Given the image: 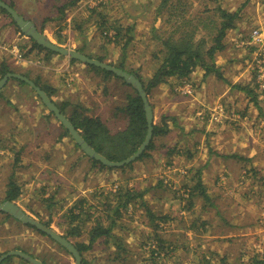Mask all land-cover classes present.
I'll return each mask as SVG.
<instances>
[{"label":"rangeland","instance_id":"374dc122","mask_svg":"<svg viewBox=\"0 0 264 264\" xmlns=\"http://www.w3.org/2000/svg\"><path fill=\"white\" fill-rule=\"evenodd\" d=\"M3 1L12 3L40 30L43 26L41 31L57 45L101 58L114 67L122 60L125 71L134 72L144 82L153 76L163 57L162 41L156 37L172 35L175 40L194 31V40H204L208 50L215 43L217 30L213 27L220 28L223 22L221 10L235 14L233 27L221 40L225 48L214 55L215 70L221 76L216 72L206 75L198 68L188 80L169 78L167 84L147 95L153 124L164 121L168 128L148 158L134 161L125 171L100 169L91 161L90 169L78 161L74 170L63 166L57 172L35 165L25 172L23 179L29 184L21 183L15 203L64 237L71 227L67 210L79 199H87L90 219L74 223L82 234L69 237L72 244L87 242L96 219L104 226L112 220L110 236L105 241L99 239L83 254L86 264H264V88L257 82L259 76L264 82V0ZM68 2L72 4L68 6ZM52 17L54 20L43 22ZM116 27L132 29V39L123 54L124 32L120 39L111 38ZM255 31L261 35V42L252 39ZM13 33L24 37L0 11V44L14 45L21 54L20 60L13 59L15 73L39 82L35 79L38 70L61 68L54 61L55 56L63 59L57 54L47 58L33 50L28 54L31 56L23 58L31 46L30 39L22 45L13 44ZM1 53L10 55L0 50V58L5 56ZM75 63L77 69L73 71L81 73L85 83H91V88L98 83L102 91L114 94L124 105L128 88L120 80H106ZM237 85L248 86L258 107L248 93L235 88ZM109 103L102 107L101 115L108 116L106 122L113 129L122 127L126 119L115 108V117H111L105 109L111 108ZM4 178L5 173L0 176V203L7 189ZM198 180L208 201L196 195L188 210V203L181 198L187 197ZM43 184L47 187L41 188ZM35 187L41 189L39 197L33 199L29 196ZM120 189L142 196L132 200L120 217L108 219L105 194L112 193L109 204L114 206L118 198L113 194ZM49 197L53 201L46 200ZM158 240L172 242L174 250L170 252L169 243L167 254L153 263L150 249ZM11 250H23L49 264H74L72 256L49 237L0 213V256ZM3 264L23 263L13 256Z\"/></svg>","mask_w":264,"mask_h":264},{"label":"trees","instance_id":"16d2710c","mask_svg":"<svg viewBox=\"0 0 264 264\" xmlns=\"http://www.w3.org/2000/svg\"><path fill=\"white\" fill-rule=\"evenodd\" d=\"M72 2H68L67 5H71ZM10 7L14 8L12 3L8 4ZM66 5V4H65ZM64 8V7H63ZM60 9V11L63 10ZM0 11L4 14H6L9 18L10 16L7 14L5 10L0 8ZM235 18V14L227 13L223 10H221V19H222V25L220 28H216L214 26L213 28L216 29V34L213 37V41L215 42L214 45H212L208 50L204 49L205 41L201 40L196 42L194 40V31L190 32L189 34H181V36L174 40V38L171 36H168L167 38H159L157 39L161 40L162 46H163V57L160 61V64L158 68L156 69L155 73L151 78L147 80V82H144L141 80V78L138 75H134L135 73L132 71H128V73L134 75L137 79L140 80L142 83L144 90L147 95L150 94V91L162 84H167L169 78H176L177 80L186 81L190 78V75L198 68H201L205 71L206 75L216 72L218 76H221L218 73V70H215V63H214V55L216 51H222L225 46L221 44V40L225 36V31L227 29L232 28L233 21ZM11 19V18H10ZM54 20L52 18H48L43 20V22H48ZM11 24L16 28L14 22L11 19ZM43 26L41 30H43ZM16 30L19 32V30L16 28ZM115 33L112 34L111 38L114 40H117L122 31L121 28L116 27L114 28ZM123 35L121 39L123 40V44L121 46L122 54L125 51V48L129 45L131 41V36L129 34L132 32L131 28H127L123 31ZM109 32H105L104 36L107 38L109 37ZM120 39V38H119ZM31 43V48L26 53H24L22 56L23 58H27L29 53H31L33 50H37V52H43L47 58H49L52 55H55L54 52H51L49 50H45L44 48L38 46L35 44L32 40H28ZM24 49V47H23ZM81 51V50H80ZM82 53V51H81ZM58 55V54H57ZM89 57V56H88ZM91 58V57H90ZM71 62H78L77 60L70 59ZM96 60L102 61L101 58H96ZM81 63V62H79ZM83 64V63H82ZM86 67H88L89 70L100 73L103 75V77L108 79H117L120 80L121 83L128 88L127 94L124 96L125 103L122 108H117V111L122 112L123 117L126 119L125 125L122 127H117V129H113L110 127L106 122L102 121L100 117H89L82 115L80 112H78L76 109H73V112L68 116V120L71 122L73 127L76 129V131L82 136V138L99 154L103 155L107 159L113 162H119L122 161L128 157H130L132 154L136 152V150L139 148V146L142 144V142L145 139L146 136V120H145V112L143 109V104L141 101V98L139 97L138 93L125 84L123 79L116 76L112 72H109L107 70H104L102 68L83 64ZM116 67L120 69L123 68L122 60L118 63V65H115ZM16 69L13 68L12 63L8 64V62L4 61L1 63L0 66V78L4 76L6 73H15ZM26 77H28L27 74H21ZM17 82H19L22 85H26V83L16 79ZM34 83L39 86V83L34 80ZM236 89L240 91H244L248 93L250 97V101L254 103L258 107V101L256 96L253 94V92L248 91V86H235ZM256 88V86H255ZM42 90L45 91V93L51 98V89L47 88L46 86L42 85ZM264 93V91H263ZM59 110L65 114L63 107L58 106ZM261 111V110H260ZM262 113V111H261ZM52 114V113H50ZM53 115V114H52ZM164 122V121H163ZM153 124V131H152V138L149 142V145L147 146L146 150L137 158L135 161H140L145 158H148L150 156V152L154 151L156 148V140L159 138L160 135L166 134L167 126L166 124ZM62 127V126H61ZM64 135L69 136L67 130H64ZM76 148H78L77 145H75ZM83 156H85L83 154ZM90 161L93 163V165H97L100 169H106V170H122L125 171L127 168L132 167V163L127 164L123 167H107L95 160ZM196 193V194H195ZM112 193L106 192L105 194V209L107 213V218H118L121 215L122 210H126L128 205L131 203L132 200L139 197L141 198L142 194H136L134 191H131V189H120L118 192L113 194L114 198H118L117 204H114L112 206L109 204L110 198ZM20 195V188L16 184L15 181L11 180L7 184V190L5 193V197L3 201H15ZM196 195H201V197L208 201V197L205 193V189L201 185V181L198 180V182L194 185V187L191 188L187 192V197H182L181 201H185L188 204L185 206L186 209H190L193 205L192 199L196 197ZM52 197L47 198L46 200H51ZM88 203V200L85 198L79 199L77 202L73 204L72 207H70L67 210V218L69 219L70 228L66 232V235H64L65 239H68L69 237H79L81 236L82 232L80 231L79 227L76 226L74 223L79 222H86L90 219V216L88 215L89 212L86 209V205ZM53 204L50 203L49 207H52ZM2 213V212H1ZM8 217H11L9 215H6ZM85 217V218H84ZM12 218V217H11ZM14 219V218H13ZM16 220V219H14ZM17 221V220H16ZM19 222V221H18ZM21 223V222H20ZM23 224V223H22ZM45 224V223H44ZM27 227L33 228L36 230V228L24 224ZM47 225V223L45 224ZM113 228V222L112 220L107 226H104L100 219H96L94 221V224L91 226L89 232H88V240L87 242H76L73 243L75 248L79 251L82 262L81 264H86L87 262L83 259V254L90 250L93 245L99 240L103 239L104 241L110 236V232ZM38 231V230H37ZM41 233L40 231H38ZM43 234V233H41ZM45 235V234H43ZM156 237H158L156 235ZM99 242V241H98ZM169 243H171V249L170 252L174 250L173 243L172 242H165V240H158L157 242H154L155 247L150 249L151 257L153 259V263H156L157 260L165 256L168 252ZM167 244V245H166ZM117 248H121V244ZM61 249H63L62 246L59 245ZM23 251V250H22ZM118 256H116V260ZM13 256H10L2 261V264L8 261H12ZM38 259H40L38 257ZM43 263L49 264L46 260L40 259ZM19 262L23 264H28L25 260L19 258ZM203 264H209L208 262H205Z\"/></svg>","mask_w":264,"mask_h":264},{"label":"crops","instance_id":"0c3cea01","mask_svg":"<svg viewBox=\"0 0 264 264\" xmlns=\"http://www.w3.org/2000/svg\"><path fill=\"white\" fill-rule=\"evenodd\" d=\"M13 35L15 40L13 44L21 43L22 45L27 43L25 37L21 38L17 33H13ZM30 48L31 46L28 50ZM0 50L10 53L8 48ZM1 54L5 55V53ZM60 57L63 58L62 61L58 60L56 56L54 61H56V66L61 64V68L51 66L49 67L50 70L48 67L43 68L35 74V79L40 82H38L40 88L44 85L52 90L51 98H49L57 107H63L65 114L60 112L68 118L73 109H76L82 115L100 117L102 121L106 122L109 118L101 115L103 112L102 107L110 102L111 108L105 106V109L109 111L108 114L111 117H115L114 108L118 112L117 108L124 106L121 101L117 102L114 94L102 91L98 87V83H94L95 87L91 88V83H85L81 73L73 71V68L77 69L75 67L77 64L66 57ZM10 58L11 55L1 57L0 66L1 63L6 61L8 64L12 63L13 68L17 69L14 58H12L14 62ZM21 61L25 63V60ZM49 61L53 60L50 59ZM81 65L83 64L81 63ZM21 67L25 68L23 64ZM93 73L90 75H93ZM30 80L33 81V78ZM106 123L108 124V122ZM61 126L62 124L54 115L50 114L29 85H22L14 78L9 79L0 90V176H4L5 173L3 183L8 184L13 180L19 187H21V183H24V185L25 183L29 184V181L23 178L25 172L35 165L42 166L43 170L50 167L51 172H57L58 168H63V166L66 169L71 168L74 170L79 161L80 165H88L90 169V158L86 155L83 156L79 147L76 148V144L71 137L64 135L65 128ZM91 171L93 177L95 172L94 170ZM44 173L48 175L47 170ZM44 187L47 186L43 184L41 188ZM40 189L36 190L35 187L29 197L33 199L39 197ZM5 193L6 191L3 190V197H5ZM17 200L13 202L15 203ZM23 200H25L24 197Z\"/></svg>","mask_w":264,"mask_h":264},{"label":"water","instance_id":"95a60500","mask_svg":"<svg viewBox=\"0 0 264 264\" xmlns=\"http://www.w3.org/2000/svg\"><path fill=\"white\" fill-rule=\"evenodd\" d=\"M0 8L5 10L7 14L10 16L12 21L14 22L16 28L19 30V33L23 35L25 38L32 40L38 46L44 48L45 50H49L58 54L60 56L66 57L68 59L77 60L83 64L93 65L109 72H112L116 76L123 79L125 84L133 88L141 98L143 109L145 112V120H146V136L142 144L136 150L134 154L130 157L119 161L113 162L104 157L103 155L99 154L95 151L83 138L82 136L76 131L73 127L71 122L68 118L62 114L59 108L52 102L49 96L42 90L39 86H37L32 80L28 77L23 76L17 73H6L4 76L0 78V90L5 86L9 79H18L27 85H29L37 97L40 99L42 104L47 108V110L52 113L55 118L62 124V126L67 130L69 136L74 141V143L79 147L81 152L89 157L92 160L99 162L100 164L107 166V167H123L127 164L134 162L139 156L146 150L149 142L152 138V131H153V110L152 107L149 105L147 94L144 90V87L139 79H137L134 75L128 73L125 70L116 68L111 66L105 62H101L94 58H90L87 55L78 52L74 49H68L57 45L53 41L48 38V36L42 32L32 20L26 19L23 15L19 14L14 8L10 7L6 2L0 0ZM0 212L11 216L12 218L16 219L17 221L30 225L36 230L40 231L41 233L45 234L51 240H53L56 244L63 247L73 258L74 264H81L82 258L79 251L75 248V246L63 236L55 232L52 228L45 226L44 224L38 222L30 215L25 213L17 204L12 201H3L0 203ZM10 256H15L17 258L25 260L28 264H45L39 259L20 251V250H11L2 254L0 256V264L3 260Z\"/></svg>","mask_w":264,"mask_h":264},{"label":"built area","instance_id":"2783aa9c","mask_svg":"<svg viewBox=\"0 0 264 264\" xmlns=\"http://www.w3.org/2000/svg\"><path fill=\"white\" fill-rule=\"evenodd\" d=\"M252 39L253 40H256L257 39V41H259V42L262 41V37H261V35H258L257 34V31H255L253 33ZM3 48H8L10 50V55L11 56H14L13 57L14 59L20 60L21 54H20L19 49L16 46H14V45H12V46H6L4 44L3 45H0V49H3ZM257 82L260 83L259 84L260 88H262V86L264 88V82L262 83V77L259 76V78H257Z\"/></svg>","mask_w":264,"mask_h":264}]
</instances>
